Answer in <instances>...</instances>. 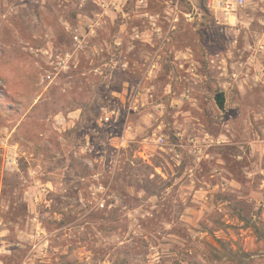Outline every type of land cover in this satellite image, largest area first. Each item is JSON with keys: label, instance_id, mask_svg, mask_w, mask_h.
<instances>
[{"label": "rangeland", "instance_id": "rangeland-1", "mask_svg": "<svg viewBox=\"0 0 264 264\" xmlns=\"http://www.w3.org/2000/svg\"><path fill=\"white\" fill-rule=\"evenodd\" d=\"M0 264H264V0H0Z\"/></svg>", "mask_w": 264, "mask_h": 264}, {"label": "built area", "instance_id": "built-area-1", "mask_svg": "<svg viewBox=\"0 0 264 264\" xmlns=\"http://www.w3.org/2000/svg\"><path fill=\"white\" fill-rule=\"evenodd\" d=\"M245 0H205L206 8L213 13L221 12L231 15L241 8Z\"/></svg>", "mask_w": 264, "mask_h": 264}, {"label": "water", "instance_id": "water-1", "mask_svg": "<svg viewBox=\"0 0 264 264\" xmlns=\"http://www.w3.org/2000/svg\"><path fill=\"white\" fill-rule=\"evenodd\" d=\"M218 98H219V94H218V95H216V97H215L216 101H218Z\"/></svg>", "mask_w": 264, "mask_h": 264}, {"label": "trees", "instance_id": "trees-1", "mask_svg": "<svg viewBox=\"0 0 264 264\" xmlns=\"http://www.w3.org/2000/svg\"><path fill=\"white\" fill-rule=\"evenodd\" d=\"M202 6H203V5H202ZM203 9H205L204 6H203Z\"/></svg>", "mask_w": 264, "mask_h": 264}]
</instances>
